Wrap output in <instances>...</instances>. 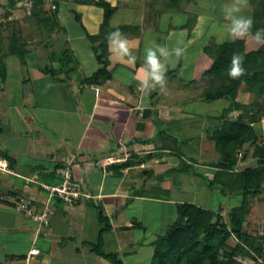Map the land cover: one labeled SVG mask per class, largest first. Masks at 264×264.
<instances>
[{"label": "crops", "instance_id": "1", "mask_svg": "<svg viewBox=\"0 0 264 264\" xmlns=\"http://www.w3.org/2000/svg\"><path fill=\"white\" fill-rule=\"evenodd\" d=\"M49 1L53 9L58 2L55 20L40 32L39 39L29 41L26 63L16 55L6 57L7 78L0 81V159L9 161V169H0V249L10 242L14 248L0 256V264H112L93 247L103 228L99 213L111 223L103 235V249L119 253L125 243L115 231L119 226L115 220L133 204L132 209L137 210L153 199L166 203L148 191L151 184L169 189L170 180L161 170L165 164L180 163L176 159L180 153L171 144L174 139L161 140L167 127L178 137L187 129L192 132L200 127V148L214 151L215 159L200 165L197 161L195 176L204 171L213 178L217 170L213 165L220 154L209 134L221 126L231 101L221 112L203 114L197 106L222 99L207 100L210 84L202 77L214 62L208 47L225 41L213 42V34L208 37L214 18L204 9H194L196 0L186 12L161 13L151 11L146 0H106L117 7L110 25L121 27L135 61L110 50L109 44L111 77L89 83L85 79L104 66L88 36L100 33L104 8L75 0ZM192 12L198 18L190 29ZM240 38L246 40L247 51L261 46L251 35ZM154 44L169 49L167 71L171 74L163 90L157 86L145 95L135 75L145 64V49ZM177 47L184 49L181 57L173 52ZM68 57L73 61L65 70L61 59ZM20 68L27 75L20 74L13 81L11 76ZM255 94L242 88L238 100L249 104ZM239 114L240 110H234L230 116ZM254 126L260 135L258 142H264V111ZM254 148L240 150L241 156L247 153L251 157V166L258 165ZM241 161L238 168L244 169ZM66 173L83 193L78 200L66 201L45 187L61 185ZM17 201L27 211L16 207ZM41 214L49 220L43 223L38 217ZM131 233L132 247L143 246L145 237ZM9 234L14 236L12 240ZM156 239L146 238V245L155 248ZM33 247L40 253H31Z\"/></svg>", "mask_w": 264, "mask_h": 264}, {"label": "trees", "instance_id": "2", "mask_svg": "<svg viewBox=\"0 0 264 264\" xmlns=\"http://www.w3.org/2000/svg\"><path fill=\"white\" fill-rule=\"evenodd\" d=\"M75 1L96 4L103 7L105 11L100 33L97 36L88 34L95 43L97 58L104 66L85 81L99 83L111 77L107 68L109 35L120 30L121 27H112L110 19L117 7L106 0ZM146 1L151 11L161 13L163 11L186 12L189 4L194 0ZM17 2V0H9L12 7H15ZM47 2V0H33L34 11L40 4ZM55 3L56 8L50 17L51 22L55 20L58 10V2ZM250 3L254 9L253 31L257 28H264V0H250ZM189 14L188 23L189 28L192 29L196 24L198 14L193 12ZM77 18L81 20L79 16ZM97 42L99 44L96 45ZM26 46L27 44L21 40L20 36H13L6 50L0 38L1 82L4 83L7 78L6 57L16 55L22 63H26ZM208 50L214 62L202 77V80L210 84L206 98L207 100L227 98L231 101V105L224 111L221 126L209 134L215 141L220 157L213 165L217 168L213 178H207L211 185H219L225 193L242 194V200L228 212L229 221L225 220L222 208L210 209L190 201L177 203L178 217L168 231L156 239L151 264H247L239 258L240 254L254 260L260 259L264 264V237L251 233L245 228L252 200L264 192V142H258L260 135L254 126L264 111V44L256 50L247 51L246 40L237 38L220 44L213 43ZM64 53L69 54L68 50ZM234 54L244 57L243 66L245 68L244 74L236 79L228 75V68ZM72 61L71 57L61 59L63 69L68 70ZM49 71L54 74L53 69ZM170 74L171 71H167V79ZM243 84H247L248 90L256 93L254 102L245 104L238 100ZM234 110H240V114L236 117L230 116ZM246 146L249 148L255 146L253 156L258 160V165L239 169V162L241 159H246L247 153L240 158L238 151ZM99 218L103 228L99 242L93 246L94 250L110 260L112 264H125L118 252L104 251L103 235L111 229V223L102 211L99 213ZM233 237L237 239L235 245L230 243Z\"/></svg>", "mask_w": 264, "mask_h": 264}, {"label": "rangeland", "instance_id": "3", "mask_svg": "<svg viewBox=\"0 0 264 264\" xmlns=\"http://www.w3.org/2000/svg\"><path fill=\"white\" fill-rule=\"evenodd\" d=\"M17 1V5L12 7L10 6L9 0H0V38L3 40L6 50L13 36H20L21 40L27 45L30 40L39 39L40 32L45 31L48 28L47 26L50 25V17L52 16V11L54 10L53 5L49 0H47V3L40 4L36 11L33 9V0ZM225 3L226 0H196L194 3V9L198 11H202L204 9L214 18V22L212 23L208 34V37L210 34L214 35L212 40L213 42L234 40L227 37V33L222 27L227 23L221 12V8ZM35 13H37V15H35ZM243 14L251 15L252 17L254 16V9L250 0L249 6L245 8ZM180 17L182 18V16ZM166 20L167 17L164 22H162V26L164 25V27L166 26ZM176 20H179V18ZM43 37L44 36H42V38ZM254 47L256 48V46ZM20 74H24V76L27 75V70L24 68L16 70L11 76L12 80L20 76ZM242 88L248 90V85L243 84L241 86V89ZM256 96L257 95L255 94L253 98L254 100H252L251 103L256 100ZM229 101V99L227 100L226 98H222L210 104L199 103L197 107L200 110L199 112L203 114H207L212 111L221 112ZM179 128L181 131L183 130L182 127ZM190 131L187 129L184 131L183 135L180 133V137H178L175 132L171 131V129L167 127L162 135L163 137L161 140H171L169 139L170 137L175 140H171V144L174 145L176 149L175 151L180 153L176 158L180 163L176 166L172 164H165V167L161 170H165V178L170 180L171 187L169 189L167 188L163 190L161 187L165 188V185H162L159 188L156 184H151L149 185L150 187H146L150 188L148 192L151 196L156 197V195H160L161 198L166 199V203H162V200V202H156L153 199L145 203L143 202L142 205L144 207H138L137 210L132 209L133 204L127 211L121 214L118 220H115V222L119 224V226L115 228V231L119 233L118 235L124 238L122 239L123 243H125L124 248L119 252V255L122 259H124L125 264H151V256L154 253L155 248L146 245L148 244L146 238L151 237V239H155L168 231L171 224L178 217L177 203L190 201L210 209L218 210L222 208L225 220L229 221L230 217L228 212L242 200V194L240 193H225L219 185H211L207 178L209 174L206 173V175L204 171L203 174L195 176V163L198 161V164L200 165L202 164L200 163L201 161H213L215 159V153L213 151L214 149L212 150V153L201 150V141H198V137L200 135L199 126L193 128L192 132ZM183 136H192V138L186 139L183 138ZM242 150H244V148ZM169 154L170 153H166V156ZM238 154L242 157L240 151H238ZM241 160L240 167L244 169L254 164L251 157L248 156L246 159ZM185 167L188 170H186ZM167 169L172 170L169 171ZM199 169L201 168L199 167ZM262 195L263 196H256L252 200L251 210L247 215L245 228L251 233L264 237V192ZM17 203L18 205L16 207H19L22 211H27V208L22 207V202L17 201ZM47 220L49 219L46 216L42 222L44 223ZM140 222H142V224H140ZM134 225L135 227L132 228ZM132 231L136 237L140 234L145 237L142 242L143 246L137 245L136 247H132L131 244L133 240L130 242L129 239ZM9 237L12 240L14 236L9 234ZM230 243L231 245H235L237 243V239L234 237L231 238ZM144 245L146 246L144 247ZM124 249L130 251L131 253L134 251H138L139 253L124 255ZM13 250L14 248L12 242L7 243V247L4 250L0 249V256L5 255L6 253H11ZM239 258L247 264H263L260 259L254 260L243 254H240Z\"/></svg>", "mask_w": 264, "mask_h": 264}, {"label": "clouds", "instance_id": "4", "mask_svg": "<svg viewBox=\"0 0 264 264\" xmlns=\"http://www.w3.org/2000/svg\"><path fill=\"white\" fill-rule=\"evenodd\" d=\"M249 6V0H226L221 8L224 20L223 30L230 39L246 37L251 35L258 44H264V28L254 29V20L251 15H244V10ZM223 42V41H221ZM110 50L120 56H127L130 61H135V56L131 54L128 40L124 38L119 30L109 35ZM176 57H181L184 49L177 47L173 49ZM170 58L169 49L160 44H154L145 49V64L137 69L135 79L139 81L140 90L147 95L157 86L161 90L167 83V64ZM244 57L234 54L231 65L228 68V75L233 78L241 77L245 68L243 66Z\"/></svg>", "mask_w": 264, "mask_h": 264}, {"label": "built area", "instance_id": "5", "mask_svg": "<svg viewBox=\"0 0 264 264\" xmlns=\"http://www.w3.org/2000/svg\"><path fill=\"white\" fill-rule=\"evenodd\" d=\"M0 169L7 170L9 169V161L7 159H0ZM67 179L59 186H49L45 185V187L50 191V193L54 196H60L66 201H74L78 200L83 194L77 184L71 182L68 178L70 175L66 173ZM39 220H43L45 216L43 214L39 215ZM31 253L38 254L40 253V249L37 247H33Z\"/></svg>", "mask_w": 264, "mask_h": 264}]
</instances>
